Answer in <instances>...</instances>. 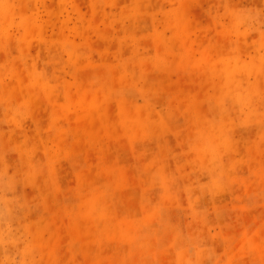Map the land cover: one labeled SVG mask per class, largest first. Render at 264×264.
I'll list each match as a JSON object with an SVG mask.
<instances>
[{
	"label": "rangeland",
	"instance_id": "obj_1",
	"mask_svg": "<svg viewBox=\"0 0 264 264\" xmlns=\"http://www.w3.org/2000/svg\"><path fill=\"white\" fill-rule=\"evenodd\" d=\"M0 264H264V0H0Z\"/></svg>",
	"mask_w": 264,
	"mask_h": 264
}]
</instances>
